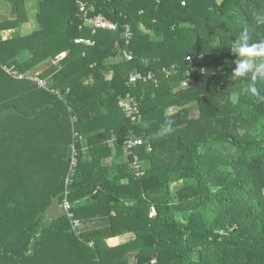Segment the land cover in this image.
<instances>
[{
  "label": "trees",
  "instance_id": "obj_1",
  "mask_svg": "<svg viewBox=\"0 0 264 264\" xmlns=\"http://www.w3.org/2000/svg\"><path fill=\"white\" fill-rule=\"evenodd\" d=\"M9 1L0 31L21 28L32 4L36 28L0 38V113L18 111L0 125L19 145L0 139V264H264V80L246 93L230 51L245 27L264 41V0ZM81 6L116 31L93 34ZM132 72L157 80L130 85ZM132 138L144 141L142 178ZM70 148L78 165L66 185ZM56 199L73 219L48 218Z\"/></svg>",
  "mask_w": 264,
  "mask_h": 264
},
{
  "label": "built area",
  "instance_id": "obj_2",
  "mask_svg": "<svg viewBox=\"0 0 264 264\" xmlns=\"http://www.w3.org/2000/svg\"><path fill=\"white\" fill-rule=\"evenodd\" d=\"M80 12L83 13V18L85 21V25L91 27L93 29V34H96L98 30H109V31H116L117 26L111 23L108 19H106L103 16H96L93 18L88 17V12L86 11V8L84 6L80 7ZM124 37L127 40V44H129L130 40L133 37V33L130 29L129 26L126 27L125 32H124ZM75 44L78 45H85V46H94V41L91 39L87 38H77L75 39ZM120 55L122 56V59H124L127 62L133 61V56L131 53L124 51V50H119ZM65 55H61L60 58H63ZM56 63V62H55ZM6 71L10 72L9 69L4 68ZM174 70V68H173ZM163 73L166 75V77H170L172 75V71L168 69H164ZM19 78H23L22 75L19 76ZM30 79L34 80V77L31 76ZM156 75L149 73L148 75H144L141 72H132L129 76V81L128 83L131 84H137V83H148L151 81L156 82ZM37 84L39 85L40 88L43 89H48V83L45 80H36ZM50 91L56 95H59V91L55 89H50ZM123 109L125 111V114L128 118L132 120V122H136L138 119L139 115V108L138 104L131 98L126 97L123 99L122 102ZM144 141L142 138H132L129 139L125 142V149L127 151V155L130 157L131 162V170L135 177L137 178H142L145 176V166L143 162L141 161L140 157L138 154H136L135 150L143 145ZM71 148V155H70V170L66 179V185L72 181V177L75 175L76 172V167L78 165L77 159H76V153L75 150ZM71 205L66 201L62 206V210L65 211V214L68 213V216L73 219V215L69 213ZM156 214L155 208L151 209V215L154 216ZM72 224L74 228H77L79 225V222L76 220H72ZM151 264H158L157 258H154L151 261Z\"/></svg>",
  "mask_w": 264,
  "mask_h": 264
},
{
  "label": "clouds",
  "instance_id": "obj_3",
  "mask_svg": "<svg viewBox=\"0 0 264 264\" xmlns=\"http://www.w3.org/2000/svg\"><path fill=\"white\" fill-rule=\"evenodd\" d=\"M230 51L235 56L231 77L250 80L251 83L247 84L244 91L258 95L256 82L264 80V41L251 42L250 30L245 27L240 31L238 39L231 41Z\"/></svg>",
  "mask_w": 264,
  "mask_h": 264
},
{
  "label": "crops",
  "instance_id": "obj_4",
  "mask_svg": "<svg viewBox=\"0 0 264 264\" xmlns=\"http://www.w3.org/2000/svg\"><path fill=\"white\" fill-rule=\"evenodd\" d=\"M12 2L9 0H0V16L2 15H7L9 12L12 10ZM25 13V12H23ZM26 18H23V24L21 25V28L19 29H14V30H7V31H0V38L6 39L8 36L13 35V34H31L34 32L35 28L33 27V21L31 20L30 16L29 19H27V15L25 16ZM89 227L94 228V225H89ZM132 235H126L122 237H117V238H112L108 240V245L111 247H116L125 243H128L131 240Z\"/></svg>",
  "mask_w": 264,
  "mask_h": 264
},
{
  "label": "rangeland",
  "instance_id": "obj_5",
  "mask_svg": "<svg viewBox=\"0 0 264 264\" xmlns=\"http://www.w3.org/2000/svg\"><path fill=\"white\" fill-rule=\"evenodd\" d=\"M29 6V13H30V18H31V20L34 22L33 23V27L35 28L36 27V19H35V14H36V9H35V6H34V4H32V5H28ZM15 12H16V10H14ZM16 15H18V16H22V12H19V13H16ZM0 19H4V18H0ZM18 35L20 34V33H17ZM15 35V34H14ZM31 55V53L30 52H28V51H25V52H23L22 54H21V56H20V59L21 60H25V59H27L29 56ZM33 73V72H32ZM35 74H39V72H35L34 73V75ZM1 121V120H0ZM7 124H9V123H7ZM7 124H6V122H3V124L2 125H0V139H3V141H4V145L5 146H7V144H11V145H14V148L15 147H19V145H17L12 139H6V136L7 135H11V134H15V132L16 131H14V130H12V128L10 129V127L9 128H6V129H2V128H4V126H7ZM3 137V138H2ZM70 150H71V148H70ZM73 150V149H72ZM68 154H69V150H68ZM72 156V155H71ZM0 168H1V170H3L4 171V169H3V167L1 166V164H0ZM2 183V184H1ZM1 183H0V188H2V187H6L7 185H6V183L4 182V181H1ZM181 186V185H180ZM179 186H178V184L177 185H174L173 186V190H176L177 188H178ZM187 219V217H184L183 218V220H186Z\"/></svg>",
  "mask_w": 264,
  "mask_h": 264
},
{
  "label": "water",
  "instance_id": "obj_6",
  "mask_svg": "<svg viewBox=\"0 0 264 264\" xmlns=\"http://www.w3.org/2000/svg\"><path fill=\"white\" fill-rule=\"evenodd\" d=\"M18 113L17 109L15 107H12L2 113H0V120H3L7 117H9L12 114ZM71 150H69L68 154V160H70ZM47 215L50 220L58 219L62 216H65V211L62 210L61 206L59 205L58 199H56L53 204L50 206V208L47 210Z\"/></svg>",
  "mask_w": 264,
  "mask_h": 264
}]
</instances>
